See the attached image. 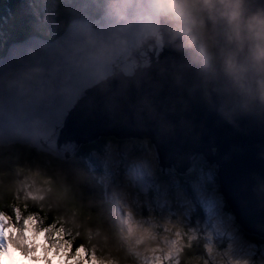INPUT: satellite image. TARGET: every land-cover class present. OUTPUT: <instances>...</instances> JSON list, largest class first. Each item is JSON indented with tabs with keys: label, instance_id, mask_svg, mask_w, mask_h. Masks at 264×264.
<instances>
[{
	"label": "water",
	"instance_id": "1",
	"mask_svg": "<svg viewBox=\"0 0 264 264\" xmlns=\"http://www.w3.org/2000/svg\"><path fill=\"white\" fill-rule=\"evenodd\" d=\"M141 0L123 17L100 5L56 40L29 37L0 59V147L66 162L101 138L148 141L159 173L217 168L218 191L243 232L264 241V111L228 103L142 27ZM141 195L150 188L136 184Z\"/></svg>",
	"mask_w": 264,
	"mask_h": 264
},
{
	"label": "trees",
	"instance_id": "2",
	"mask_svg": "<svg viewBox=\"0 0 264 264\" xmlns=\"http://www.w3.org/2000/svg\"><path fill=\"white\" fill-rule=\"evenodd\" d=\"M42 1H46L45 6L49 9L53 8L48 4L49 0ZM55 1V28L54 32H48L47 27L38 31L31 24L32 16L27 7L32 5L42 14L43 9L37 3L30 0H0V59L11 44L22 42L33 35L54 41L64 33L72 20H92L100 5L113 2L90 0L89 6L85 7L81 4L82 1ZM110 142L140 144L142 141L101 138L81 146L76 155L66 162L38 154L28 147H0V225H4L9 231L7 241L12 250H18L27 260L35 263L40 259L37 246H34L35 234L42 231L52 239L56 248L61 249L65 255L69 253L73 258L81 250L90 258L94 250L101 259L110 257L117 264H134V250L123 240L118 228L116 206L108 201L105 189L99 181V173L93 172L88 164L93 162L92 155L102 154ZM197 166V170L187 176H178L174 171L167 176L160 175L164 180L174 176L187 197L196 205L198 202L192 186L200 181L199 170L202 165L199 162ZM211 169L216 175L217 169ZM36 171H40L37 188L33 186L31 179ZM215 180L218 183V179ZM148 196L152 199L154 191L141 195V198ZM226 209L231 213L227 204ZM195 218L201 222L205 218L200 205L196 207ZM237 227L253 244L264 246L261 238L245 235L239 225ZM207 245V240L202 236L187 239L183 250L172 264H199L209 261ZM225 245L222 244L221 248ZM47 260L51 263L50 259Z\"/></svg>",
	"mask_w": 264,
	"mask_h": 264
},
{
	"label": "rangeland",
	"instance_id": "3",
	"mask_svg": "<svg viewBox=\"0 0 264 264\" xmlns=\"http://www.w3.org/2000/svg\"><path fill=\"white\" fill-rule=\"evenodd\" d=\"M30 1L42 7L44 15L32 5L27 7L32 16L31 24L38 31L47 27L48 32H54L56 1H48L53 6L50 9L45 6L46 1ZM77 1H82L81 4L85 7L90 4V0ZM92 156L93 162L88 163L89 167L93 172L99 173V181L108 201L116 206L118 228L123 240L134 250V264H172L183 250L186 240L199 236L207 240L209 257V261L199 264H264V246L254 245L241 234L219 194L215 180L217 173L215 175L211 169L215 167L209 168L204 160H199L202 165L199 170L200 181L192 186L198 202L196 205L187 197L174 176L169 180L160 178L148 141L140 144L110 142L102 154L95 153ZM172 172L173 170L167 175ZM34 175L31 179L33 186L37 188L40 171H36ZM140 179H144L150 191H154L152 199L149 196L142 199L137 192L136 183ZM199 205L205 214L203 222L195 218L196 207ZM4 237V232L0 230V255L9 252ZM222 244L226 245L221 248ZM34 246H37L40 256L50 255L54 260L57 255L52 250L61 251L54 247L52 239L42 231L35 234ZM92 253V257L87 258L86 252H80L83 264H117L110 257L101 259L94 250ZM62 256L64 253L59 256L62 264H68L61 259ZM72 258L70 260L74 262Z\"/></svg>",
	"mask_w": 264,
	"mask_h": 264
},
{
	"label": "clouds",
	"instance_id": "4",
	"mask_svg": "<svg viewBox=\"0 0 264 264\" xmlns=\"http://www.w3.org/2000/svg\"><path fill=\"white\" fill-rule=\"evenodd\" d=\"M130 0H113L123 17ZM142 27L213 91L246 112L264 111V0H141ZM0 264H31L18 250Z\"/></svg>",
	"mask_w": 264,
	"mask_h": 264
}]
</instances>
